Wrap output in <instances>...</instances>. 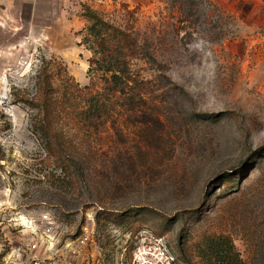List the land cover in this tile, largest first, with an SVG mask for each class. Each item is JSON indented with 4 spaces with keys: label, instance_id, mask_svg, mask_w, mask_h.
<instances>
[{
    "label": "rangeland",
    "instance_id": "obj_1",
    "mask_svg": "<svg viewBox=\"0 0 264 264\" xmlns=\"http://www.w3.org/2000/svg\"><path fill=\"white\" fill-rule=\"evenodd\" d=\"M95 59L145 84L144 120ZM40 89L61 112L51 153ZM44 214L51 243L24 255ZM212 238L264 264V0H0V264H134L140 242L215 264Z\"/></svg>",
    "mask_w": 264,
    "mask_h": 264
},
{
    "label": "trees",
    "instance_id": "obj_2",
    "mask_svg": "<svg viewBox=\"0 0 264 264\" xmlns=\"http://www.w3.org/2000/svg\"><path fill=\"white\" fill-rule=\"evenodd\" d=\"M90 31L89 34L97 37L99 40L97 44V51L93 50L94 55L100 54L103 58H106L110 55V50L112 49L106 38L101 34V32L97 31L95 26L93 25L91 28H88ZM103 36V37H102ZM122 36V34H121ZM96 67H100L104 72L110 73L111 76L109 78L108 83H106V87L103 92L106 94L116 93L117 91H121L123 88L130 87L137 89V94L135 95L133 100L127 102V112L133 113L134 110H139V117H133L136 121L144 120L141 116L143 113L141 110H145L147 107V101L143 98L142 92L144 90L145 84L142 81L131 80V77L126 73L125 64H121L119 62H109L100 64L96 59L94 60ZM98 65V66H97ZM125 66V67H124ZM40 94L37 98V111L36 115L32 118V127L37 135L44 142L45 147L48 152H50L52 139L62 138L61 134H57L53 131L52 128V120L61 116V112L57 110L55 104L57 102L54 96H46L42 95V89H40ZM140 93V94H139ZM104 93H97L95 95H90L88 98V108L86 113L89 114L87 120H91L94 117H99L104 109L105 105L102 101ZM37 107V106H36ZM132 117V116H131ZM137 120V121H138ZM54 133V134H52ZM64 136V135H63ZM64 138H66L64 136ZM76 165V164H75ZM204 254H208L209 256H215L217 262L215 264H241L239 260L238 254L234 249L232 242H230L226 238H217L210 239L207 242V248L204 250Z\"/></svg>",
    "mask_w": 264,
    "mask_h": 264
},
{
    "label": "built area",
    "instance_id": "obj_3",
    "mask_svg": "<svg viewBox=\"0 0 264 264\" xmlns=\"http://www.w3.org/2000/svg\"><path fill=\"white\" fill-rule=\"evenodd\" d=\"M28 229L31 235V240L24 244L22 253L24 255L33 254L38 250L39 244L44 247L49 246L54 235L53 223L50 221L49 216L44 214L38 223L35 220L28 219L27 225L22 228ZM21 257V255H20ZM134 264H183L173 252L172 248L166 243L153 242L141 243L136 245L133 253ZM33 264L38 263V260H33ZM13 264L10 259L4 260L5 264Z\"/></svg>",
    "mask_w": 264,
    "mask_h": 264
}]
</instances>
